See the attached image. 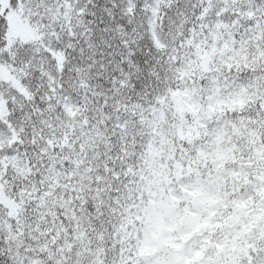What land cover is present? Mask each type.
<instances>
[{
    "label": "snow or ice",
    "instance_id": "snow-or-ice-1",
    "mask_svg": "<svg viewBox=\"0 0 264 264\" xmlns=\"http://www.w3.org/2000/svg\"><path fill=\"white\" fill-rule=\"evenodd\" d=\"M0 264H264V0H0Z\"/></svg>",
    "mask_w": 264,
    "mask_h": 264
}]
</instances>
